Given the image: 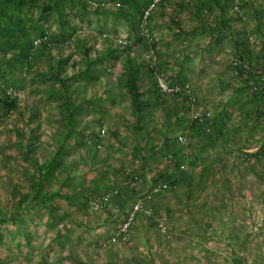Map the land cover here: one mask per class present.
<instances>
[{
    "label": "rangeland",
    "instance_id": "374dc122",
    "mask_svg": "<svg viewBox=\"0 0 264 264\" xmlns=\"http://www.w3.org/2000/svg\"><path fill=\"white\" fill-rule=\"evenodd\" d=\"M87 1L0 0V264H264V0H159L147 34L150 0ZM44 32L53 46L28 49ZM157 180L150 214L104 245Z\"/></svg>",
    "mask_w": 264,
    "mask_h": 264
},
{
    "label": "built area",
    "instance_id": "2783aa9c",
    "mask_svg": "<svg viewBox=\"0 0 264 264\" xmlns=\"http://www.w3.org/2000/svg\"><path fill=\"white\" fill-rule=\"evenodd\" d=\"M159 0H150L146 9H144L141 14L139 15V22L138 25L142 32L147 34V19L150 14L152 8H154ZM89 5H96V1L88 0ZM121 41V39H116ZM44 47L46 49H50L53 46V41L51 40L48 33H42L39 36L35 37L32 41V47ZM146 58L154 59L155 56L153 55V51L150 50L145 54ZM152 71L156 80V85L161 92L164 94H170L175 92H184L190 99L194 98L193 93L191 92V88L189 87L188 83H184L183 85L179 84H167L161 73H159L155 67L152 65ZM105 133L104 126H100L96 133V138L94 139H87L86 142L91 145L92 147L98 149L101 147L102 137ZM177 142L185 149H189V142L185 135H178ZM167 158L171 159L172 154L168 153ZM179 168H184L183 163H179ZM137 179L135 174H129V178L127 182L133 183V180ZM167 187L166 182H158L154 183L150 186L149 189L142 191L140 194L136 195V197L132 200L130 207L126 210L125 217L120 220L109 234V236L104 240L105 244H114L121 241H125L128 239L130 234V228L132 225L133 220L139 213H143L146 215L150 214V209L147 207L146 203L148 200L153 198L156 194L162 191L164 188ZM156 226L157 229L161 233H169L171 231V223L167 222L164 218H157L156 219Z\"/></svg>",
    "mask_w": 264,
    "mask_h": 264
},
{
    "label": "trees",
    "instance_id": "16d2710c",
    "mask_svg": "<svg viewBox=\"0 0 264 264\" xmlns=\"http://www.w3.org/2000/svg\"><path fill=\"white\" fill-rule=\"evenodd\" d=\"M41 2H43V1H41V0H3V3L5 5L7 4L13 13L14 12L16 13L17 10L19 8H22L23 6H28L29 9H31V8H34V9L40 8L41 9L40 12H45L52 5L53 0H47V5L46 6H45V2H43L42 7H41ZM26 20H30V18L26 19ZM21 21H23V18L21 19ZM32 41H33V39H32ZM32 41H30V45H29L28 49H30V47H32ZM24 46H26V45H24ZM23 48H25V47H23ZM28 52H29V50H27L25 53H26V55L29 56ZM12 56L16 57V58H19V55L17 53L13 54ZM126 74H127V86H128L130 97L132 99L133 106L139 112V111H141L143 106L147 103V101L145 99H143V92L140 89L139 66L136 65V64H133L130 60H128L127 68H126ZM154 89H155V87H154ZM0 102L4 106H7V105L11 104L12 101L9 99V95H5L3 97H0ZM137 119H140V116H137ZM154 180H156V179H154ZM160 180H157V181H160ZM39 182H40V180L38 181V184H39Z\"/></svg>",
    "mask_w": 264,
    "mask_h": 264
}]
</instances>
